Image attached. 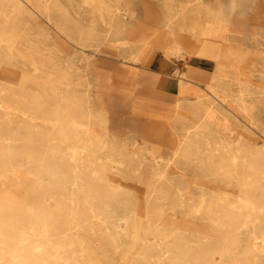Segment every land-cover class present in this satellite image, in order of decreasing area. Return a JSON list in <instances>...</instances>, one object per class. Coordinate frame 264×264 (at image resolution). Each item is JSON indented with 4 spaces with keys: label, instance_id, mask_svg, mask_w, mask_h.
Masks as SVG:
<instances>
[{
    "label": "rangeland",
    "instance_id": "374dc122",
    "mask_svg": "<svg viewBox=\"0 0 264 264\" xmlns=\"http://www.w3.org/2000/svg\"><path fill=\"white\" fill-rule=\"evenodd\" d=\"M11 2L0 264H264V0Z\"/></svg>",
    "mask_w": 264,
    "mask_h": 264
},
{
    "label": "bare ground",
    "instance_id": "6f19581e",
    "mask_svg": "<svg viewBox=\"0 0 264 264\" xmlns=\"http://www.w3.org/2000/svg\"><path fill=\"white\" fill-rule=\"evenodd\" d=\"M0 1H3V2H5V3H10L12 0H0ZM14 1V0H13ZM56 1V0H55ZM12 3V2H11ZM15 3V2H14ZM57 3V2H56ZM16 4V3H15ZM10 5V4H9ZM12 5V4H11ZM14 6V5H13ZM9 7V6H8ZM20 7H22V6H20ZM15 8H16V6H15ZM18 8V7H17ZM34 12V11H33ZM32 12V15H34V13ZM120 14V13H119ZM15 15V14H14ZM67 15H69V14H67ZM121 15V14H120ZM119 15V16H120ZM124 15V14H123ZM33 17V16H32ZM35 17H37L36 15H35ZM72 18V17H71ZM126 18V17H125ZM32 19H34V18H32ZM31 19V20H32ZM57 19V18H56ZM66 19V18H65ZM21 20V19H20ZM74 20V19H73ZM33 21V20H32ZM57 22V21H56ZM65 22H67V21H65ZM60 23H61V21H60ZM36 24V23H35ZM59 25V24H58ZM67 25V24H66ZM84 25V24H83ZM80 26V25H79ZM57 27V26H56ZM72 27V26H71ZM71 27H69V26H66L65 28H62V30L68 35V36H75V34L77 35V30H78V26H77V29L76 28H74V29H72ZM74 27H76V25L74 26ZM83 27H85V26H83ZM119 27V26H118ZM58 28H59V26H58ZM114 28V27H113ZM120 28V27H119ZM60 29V28H59ZM82 29V28H81ZM84 29V28H83ZM84 31V30H83ZM82 32V31H81ZM86 32V31H85ZM79 33V32H78ZM83 33V32H82ZM95 33V32H94ZM121 33V32H120ZM38 34V33H37ZM80 35V34H79ZM87 35V34H86ZM82 36H84V33L82 34ZM81 36V37H82ZM46 37V36H45ZM80 37V36H79ZM81 37H80V42H81ZM83 38V37H82ZM79 39V38H78ZM45 41V40H44ZM80 44V43H79ZM80 50V49H79ZM173 51H174V53L175 54H182V51H183V48L180 46V45H178L177 43H176V45H175V47H174V49H173ZM11 53V52H10ZM9 54V53H8ZM140 54V53H139ZM13 55V54H12ZM15 56V55H14ZM183 55H180L179 57H182ZM9 57V56H8ZM9 58H11V56L9 57ZM135 61V60H134ZM165 64V65H164ZM161 69H163V70H171V64H166V63H164V62H162V65H161ZM184 75V69H182L181 70V75L180 76H178L179 78H182V76ZM2 89V88H1ZM241 97V96H240ZM243 101V100H242ZM238 112V111H237ZM61 114V113H60ZM62 116V115H61ZM19 117V116H18ZM63 117V116H62ZM61 117V118H62ZM17 118V117H16ZM10 120V119H9ZM12 120V119H11ZM13 121V120H12ZM62 121V120H61ZM64 121H65V119H64ZM64 123V122H63ZM65 124V123H64ZM63 124V125H64ZM195 127V126H194ZM66 129H67V127H66ZM54 131H55V129H54ZM67 131V130H66ZM58 134H61V132L59 133L58 132ZM88 134V133H87ZM87 134H86V138H87ZM90 134V133H89ZM69 135V134H68ZM85 136V135H84ZM67 138H68V136H67ZM83 139L85 140V138L83 137ZM88 139H89V137H88ZM67 140V139H66ZM86 141H88L89 142V140H86ZM80 143V142H79ZM81 143H85V142H81ZM87 143V142H86ZM82 145V144H81ZM80 145V146H81ZM78 146V145H77ZM76 146V147H77ZM87 146V145H86ZM74 147H75V145H74ZM83 148H84V146H83ZM86 148V147H85ZM80 149V148H79ZM82 150V149H81ZM77 151V150H76ZM74 152V151H73ZM83 153V152H82ZM233 155H235V154H233ZM233 157V156H232ZM29 159V158H28ZM255 160V159H254ZM76 161H77V158H76ZM248 161V160H247ZM252 161V160H251ZM251 170H253V169H251ZM236 173V172H235ZM251 176V175H250ZM254 176V175H253ZM255 177V176H254ZM253 177V178H254ZM76 180H78V177H77V179ZM252 181H254V180H252ZM255 184H257V183H255ZM157 185V184H156ZM155 187H157V186H155ZM155 189V188H154ZM47 192V191H46ZM254 192V191H253ZM254 194H256V193H254ZM42 196V195H41ZM43 197V196H42ZM40 198V197H39ZM225 206V205H224ZM234 208V207H233ZM232 208V209H233ZM202 209V208H201ZM21 230V229H20ZM24 232V231H23Z\"/></svg>",
    "mask_w": 264,
    "mask_h": 264
},
{
    "label": "crops",
    "instance_id": "0c3cea01",
    "mask_svg": "<svg viewBox=\"0 0 264 264\" xmlns=\"http://www.w3.org/2000/svg\"><path fill=\"white\" fill-rule=\"evenodd\" d=\"M206 58V57H205ZM210 59V58H209ZM161 65H162V63L160 64V66L159 67H161ZM188 76L190 77V83H194V84H199L198 82H199V80H198V78H197V76H196V74H195V72H189L188 73ZM173 89V88H172Z\"/></svg>",
    "mask_w": 264,
    "mask_h": 264
}]
</instances>
